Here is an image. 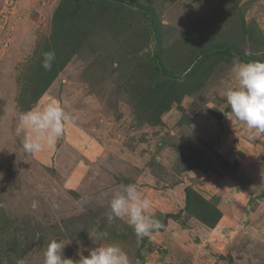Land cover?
Segmentation results:
<instances>
[{"label": "rangeland", "instance_id": "1", "mask_svg": "<svg viewBox=\"0 0 264 264\" xmlns=\"http://www.w3.org/2000/svg\"><path fill=\"white\" fill-rule=\"evenodd\" d=\"M85 1L0 0V264H43L52 239L70 240L63 256L73 260L114 242L130 264H183L160 254L159 237L138 239L126 219L109 223L112 193L137 184L162 225L156 231L169 220L185 227L193 210L211 214L199 219L210 225L222 217L223 191L202 183L231 184L224 177L239 166L253 179L227 190L249 196L244 217L221 224L231 234L214 249L195 248L191 264H264V136L241 122L223 136L231 110L219 94L233 57L264 61V0H97L104 12L87 18L99 23L35 97L55 10L73 8L80 23ZM51 100L68 117L64 133L28 155L19 116ZM92 144L102 150L92 153ZM177 188L182 200L162 212L160 193L180 198Z\"/></svg>", "mask_w": 264, "mask_h": 264}, {"label": "clouds", "instance_id": "2", "mask_svg": "<svg viewBox=\"0 0 264 264\" xmlns=\"http://www.w3.org/2000/svg\"><path fill=\"white\" fill-rule=\"evenodd\" d=\"M55 59V51L43 52L42 67L50 71ZM219 94L231 110L227 118L231 116L248 130H254L255 135L264 136V61H242L233 57L228 79L223 82ZM67 119L63 108L55 100L21 113L19 128L24 133L21 141L23 151L34 155L52 149L62 137ZM75 204L83 211L88 199L81 197ZM57 206L54 202L53 207ZM151 206V200L137 184L123 185L112 193L108 201L107 220L111 223L114 219H126L138 239L150 237L153 230L162 226L149 214ZM69 243L70 240L67 243L50 240L43 253V264H130L127 253L117 243L87 249L88 254L85 256L81 252L76 260L63 256V250Z\"/></svg>", "mask_w": 264, "mask_h": 264}, {"label": "crops", "instance_id": "3", "mask_svg": "<svg viewBox=\"0 0 264 264\" xmlns=\"http://www.w3.org/2000/svg\"><path fill=\"white\" fill-rule=\"evenodd\" d=\"M238 122L239 121L233 117H228L227 123L225 121H222V125L223 123H225V125L228 126L227 132L223 136L230 134V132L236 133L234 132L236 128L235 125ZM237 125V129H241L242 126L240 124ZM223 136L221 137V139H223ZM99 149H101L100 145L92 144V153L96 152ZM230 161H232L231 163L241 162V160L237 158L232 159V157L230 158ZM246 170L247 169L240 168L239 166L238 170H236L237 176H223L224 178L231 180V184H227L225 181L220 185L214 184L210 180L203 182L202 186L206 188V190H210L209 193L218 194L219 191H223L221 192V198L219 199L218 203L219 210L221 211L220 215L222 216L220 221L217 222L213 227H208L200 222L197 218L192 217L193 219H189V223L186 224L185 227H181L179 226V223H175L174 221L169 220L163 230L152 232V236L159 237L157 241L158 245L161 249L164 250L160 254L162 256L173 255L174 258L176 257L177 262H179L177 258L182 259V261L186 259V262L189 263L190 261L191 264L195 263L197 258H193L194 255H192V251L195 248L200 249L202 246H206L210 249H214L217 245H220L219 241H221V237L223 235L231 234L229 233L231 229L225 230L220 225L223 224L226 220H229V223L237 224V220H240L244 217V214L242 213L243 206L241 205V201H248L249 196H244V198H242V196L240 197V194L237 195L229 193L227 189H230L235 183H238V181H240V178L247 179L250 182L253 179V170ZM226 185H228V187H226ZM251 186H253V184H251ZM176 193L180 194L179 188H177ZM240 193L242 192L240 191ZM160 194L165 198L163 201L164 210H162V212L167 214H170V212H168L167 210L168 208L171 209L174 206L175 202H180L182 200V194H180V198L171 197L168 194ZM241 229L242 231L250 232V230H247L246 228ZM186 262L183 261V264H185Z\"/></svg>", "mask_w": 264, "mask_h": 264}, {"label": "trees", "instance_id": "4", "mask_svg": "<svg viewBox=\"0 0 264 264\" xmlns=\"http://www.w3.org/2000/svg\"><path fill=\"white\" fill-rule=\"evenodd\" d=\"M99 1L97 0H86L82 6L80 12L77 14V16L81 19L82 22L78 23V19L76 17H73V14L75 15V12L73 8L70 10H65L66 7H57L55 10L53 17H52V30L50 33V37L47 39L48 43L45 44L43 47V51H55L56 59L53 63L52 69L50 71H46L45 69L42 71V75L39 76V84H38V90L35 92V97H40L44 91L47 89V87L52 83V81L57 77V74L59 71L65 66L66 62L70 57L74 55V53L81 47L82 42L85 40L86 37L89 36V29L96 24L97 22H91L88 20L87 16L91 13L90 19H93L96 21V19L99 16V14L103 13V8H98V11H96V8L94 7ZM94 4V5H93ZM65 13H64V12ZM71 13V16L68 15ZM89 21V22H86ZM77 23V24H76ZM75 24V25H73ZM73 25V26H72ZM86 29V32H85ZM214 52L217 53H226L227 50L224 48H219L214 50ZM40 59H42V55H39ZM247 61V59H244ZM192 213L195 218L203 219V218H210L212 215L209 213L206 214H200L198 215L194 210ZM200 212V211H199ZM220 214L218 212V219L220 217ZM169 216V215H167ZM202 222V221H201ZM208 222V221H207ZM207 222H204L203 224L208 227H213L216 223L215 221L212 224H208ZM156 231V229H155ZM154 230L152 232H155Z\"/></svg>", "mask_w": 264, "mask_h": 264}]
</instances>
